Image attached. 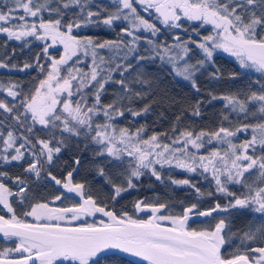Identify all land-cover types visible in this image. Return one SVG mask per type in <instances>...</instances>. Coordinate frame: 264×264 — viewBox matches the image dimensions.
I'll use <instances>...</instances> for the list:
<instances>
[{"label": "snow or ice", "instance_id": "6c2138e0", "mask_svg": "<svg viewBox=\"0 0 264 264\" xmlns=\"http://www.w3.org/2000/svg\"><path fill=\"white\" fill-rule=\"evenodd\" d=\"M0 37V69L42 76L29 87L0 81V264H122L121 253L146 264H264V0H0ZM13 41L21 52L38 42L40 52L20 66ZM221 53L235 71H220ZM161 73L199 98L156 131L164 113L153 127L137 119L155 101L135 104ZM205 73L229 87L201 95ZM214 102L216 118L203 126ZM72 149L74 167L57 178L52 169ZM83 158L107 195L74 179ZM146 175L190 187L197 202L145 198L118 209ZM45 182L56 194L37 190ZM205 196L214 202L201 210ZM193 217L215 222L194 228Z\"/></svg>", "mask_w": 264, "mask_h": 264}, {"label": "trees", "instance_id": "16d2710c", "mask_svg": "<svg viewBox=\"0 0 264 264\" xmlns=\"http://www.w3.org/2000/svg\"><path fill=\"white\" fill-rule=\"evenodd\" d=\"M95 31V30H93ZM102 38H109L110 33L101 32ZM3 37H0V44L3 43ZM12 48H16V56L14 57V62L18 65L22 66L23 62H32L33 57L36 56L37 53L40 52V45L37 42L30 49H25L23 52L20 51L19 45L17 42L13 41L9 44L8 51L10 52ZM4 49L0 48V54H3ZM53 55H59V51L50 50ZM217 67H219L221 72L227 73L229 71H235L237 69V64L233 57L228 56L227 54L221 53L219 58L217 59ZM214 69L209 67L208 71H213ZM35 78H42L41 74L37 69H27L23 72L19 71H7L4 69H0V81L7 82L8 80H13L25 85V87H29L32 81ZM198 83L201 86V95H206V89H213L216 92L224 91L229 87L227 83L221 84H213L210 83L207 79V73L201 75L199 77ZM115 89V85L111 86L109 89V95L104 97V101L108 102L111 98V92ZM168 97V99H165ZM2 98V97H0ZM199 97L190 87L189 83L182 80L172 79L171 77L161 73L160 81L158 87L154 88L151 94L147 97L146 101H139L135 104V107L140 108L143 106L145 102L155 101L152 104L153 111L144 119L137 118L140 124H147L149 127L155 126L154 122L159 119V114L164 113V118L159 119V126H156V131H160L163 128H167L169 122L172 120L173 116L178 112V110L186 106L189 103L194 102ZM175 101V102H173ZM220 108V104L218 102H214L213 105H207L203 107L204 111V121L203 126H210L211 122L215 120L216 113ZM129 121L125 120L124 124H128ZM196 124H201V121H195ZM78 153L75 149L66 151L61 154L60 160L57 162L56 167L52 169L54 175L57 178H63V174L67 170H71L73 165V158L77 156ZM9 171L10 175H23L22 168L18 166H11L6 169ZM173 177L176 179H184L190 178L193 183H197L198 187H201L202 190L207 188L206 183L199 182L200 178L196 176L189 177L187 173H183L181 171H175L172 173ZM26 179L31 180L30 177H25ZM74 179L76 181H87L88 185L92 188L94 193H100L102 195L108 194V188L106 187L102 178H98L96 174L92 171L90 164L88 163L87 158L82 159L81 167L79 168V175L74 174ZM38 191H42L45 196H49L50 194H56V188L52 186V184L45 182L41 185ZM148 198L150 200H154L159 198L162 202L169 203H178L183 200L187 204H191L197 202L195 199V192L188 186H172L167 183H160L156 181L154 177L144 176L141 177L138 186L136 189H130L127 192L122 194V198H119V203L116 205L118 209L123 208L132 212L133 202L140 199ZM75 201H65V204H71ZM214 202V198L211 197H203L202 202H200L199 207L201 210L207 209L212 206ZM176 212L180 211V208L177 206L174 209ZM136 218H144L147 216L136 214ZM249 219L248 217H241L237 221H235L236 227H242L244 223ZM202 221H208L207 223H202ZM89 222H92L89 219ZM215 221H209V218L205 219H192L189 221L191 227L201 228L208 227L211 223ZM0 246H7L5 242L0 241ZM120 260L122 264H144L140 262H134L125 257L120 256Z\"/></svg>", "mask_w": 264, "mask_h": 264}, {"label": "water", "instance_id": "95a60500", "mask_svg": "<svg viewBox=\"0 0 264 264\" xmlns=\"http://www.w3.org/2000/svg\"><path fill=\"white\" fill-rule=\"evenodd\" d=\"M139 214H140V215L148 216L147 213H139ZM213 215H215V214H213ZM193 219H200V220H202V219H205V218L193 217ZM119 256L125 257V258H127V259H129V260H132V261H134V262H140V263H144V264H146V262H142V261L140 260V258H138V257H133V256L128 255V254H123V253H121V254H119Z\"/></svg>", "mask_w": 264, "mask_h": 264}, {"label": "flooded vegetation", "instance_id": "af4514ba", "mask_svg": "<svg viewBox=\"0 0 264 264\" xmlns=\"http://www.w3.org/2000/svg\"><path fill=\"white\" fill-rule=\"evenodd\" d=\"M145 216V215H144ZM0 241H2V240H0Z\"/></svg>", "mask_w": 264, "mask_h": 264}]
</instances>
